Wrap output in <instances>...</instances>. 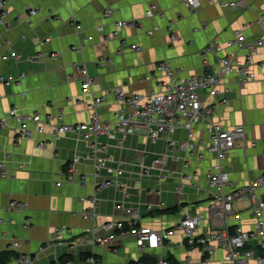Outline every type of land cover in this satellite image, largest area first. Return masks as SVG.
Segmentation results:
<instances>
[{"label":"crops","instance_id":"crops-1","mask_svg":"<svg viewBox=\"0 0 264 264\" xmlns=\"http://www.w3.org/2000/svg\"><path fill=\"white\" fill-rule=\"evenodd\" d=\"M6 1L11 26L0 25V76L14 82L9 86L0 83V113L11 108L20 113L38 109L42 117L60 114L64 123L70 125L90 122L93 98L104 100L98 109L100 119L111 118L117 108L116 88L127 95L155 90L156 82L165 79L157 70L158 63H165L175 73V79L199 76L211 69L202 59L209 41L217 39L224 44L233 38L235 31L253 41L264 31V0H244V7L236 10L223 2L199 0L200 7L195 13L189 12L181 0ZM230 1L234 0H225ZM148 3L158 5L166 19H146ZM107 8L114 12L108 19L102 16ZM30 9L37 11L35 16L27 15ZM168 20L175 21L171 33L166 29ZM117 21L134 22L137 26L116 29ZM100 25L102 31L98 32L96 27ZM155 25L160 31L147 36L146 32ZM121 44L124 48L119 54L117 49ZM130 45L141 47V52H132ZM243 54L237 55L239 59ZM219 57L208 56L209 65L215 66ZM100 58L110 63L100 65ZM263 61L264 46L253 56V82L238 86L234 75L226 79L229 104L219 107L214 115L213 121L223 128L241 125L245 130L244 139L237 140L223 160L229 178L228 190L264 172V69L260 66ZM82 63L93 78L92 95L82 93V77L75 65ZM147 75L150 82L142 80ZM15 126L10 121L0 130V161L6 154L12 157L5 163L10 177L0 181V254L13 253L8 247L12 241H17V252L29 255L32 264H64V260L90 264L86 259L91 256L99 264H139L160 259L172 264H200L203 259L200 249L184 245V236L176 226L184 214H205L211 198L212 191L203 179L216 162L214 156L203 152L209 138L206 122L197 125L194 137L202 158L188 155L187 167H184L182 155L173 154L166 165L169 172L162 173L161 179L156 170L142 176L138 165L143 158L149 164L155 154L161 153L165 148L163 141L150 144L143 136L134 135L119 147L115 142L101 139L113 158L110 166H119L122 170L119 180L127 189L123 192L107 189L99 194L96 229L105 222L127 220L118 206L139 207L140 227L173 231L153 252L140 251L130 238L120 240L107 250L93 248L88 238L91 224L81 218L87 202L81 199L93 194L96 180L111 176L102 171L95 177L90 164L79 163L78 177L83 181L79 182L77 177L75 182H67L68 162L82 156L86 152L85 145L66 136L54 147L40 149L41 143L51 140L49 128L44 135L17 139ZM28 128L33 131L34 127L29 125ZM176 137L182 140L185 133L179 131ZM186 173L197 175V188L182 179ZM257 196L264 198V189L259 190ZM13 200L25 203L24 210L6 212ZM160 202L164 203L162 209L144 211L146 204ZM27 221L28 226L24 227ZM261 222L264 228V213ZM255 223L246 202L235 204L229 227L251 231ZM61 226L71 230L69 236L48 242L53 229ZM221 227V221L205 216L197 235L206 236ZM255 244L250 242L248 249L257 256L259 251ZM223 259L224 252L217 249L210 264H224Z\"/></svg>","mask_w":264,"mask_h":264},{"label":"built area","instance_id":"built-area-1","mask_svg":"<svg viewBox=\"0 0 264 264\" xmlns=\"http://www.w3.org/2000/svg\"><path fill=\"white\" fill-rule=\"evenodd\" d=\"M184 7L191 13H195L199 7V0H181ZM228 5L231 10L244 7V0H211V3ZM7 1L0 0V25L10 27L8 22ZM36 10L30 9L28 16H35ZM113 11L107 8L103 11V17L111 18ZM145 18L151 21L166 19L165 12L156 4L148 3L145 10ZM259 23V21H256ZM174 20H168L167 31L171 33ZM134 22H115V28L135 27ZM98 32L102 31V26L96 27ZM160 31L159 26H154L146 32L147 36H152ZM173 38V36H171ZM264 46V31L259 38L249 41L240 31H235L233 38L224 44H220L217 39L211 40L202 52L203 63L211 67L210 71L199 75L190 76L179 80L174 78V72L163 62L158 63L157 70L165 75V79L156 82V89L145 94L127 95L122 89H115L116 111L109 119H100L98 109L104 103L102 98H93L91 105V120L84 124H66L60 114L47 115L42 117L38 109L26 113H20L18 109L11 108L5 113H0V130L13 121L16 126L14 133L17 139H31L34 134L44 135L46 128L50 129L51 140L41 143L40 149L44 146L54 147L62 137L70 136L81 141L86 148L82 156L74 157L68 162L65 179L67 182H75L79 176L77 167L79 163L90 164L94 170V175L105 171L111 178L96 180L93 185V194L86 199L87 206L81 213L84 222L91 224L88 231L89 243L93 248L107 250L113 247L122 239L130 238L135 241V245L142 252H153L160 248L163 242L172 235L171 231L150 230L140 227L139 207L118 206L127 217L125 221L105 222L97 227V207L99 205L98 196L107 189H115L123 192L127 189L119 177L122 170L119 166H110L113 158L107 152V145L101 139L105 138L115 142L119 147L123 142L134 135L143 136L148 143L155 144L163 141L165 148L161 153L155 154L149 164L145 163V158L139 163L142 176H148L151 170H156L159 179L163 178L162 173L166 170L168 160L173 154L182 155L185 162L188 155L196 154L200 159L202 154L198 151V144L195 137V129L201 122L209 125L208 143L203 152L209 153L215 158L213 168L204 176L206 186L211 189V198L206 206L205 214H184L180 218L176 230L184 236V245L188 247H198L203 255L200 264H210L211 257L215 250L224 252V264H264V228L261 222L264 213V198L257 196V192L264 189V172L258 177L249 180L242 186L228 190L229 178L223 168V160L234 149L237 140H243L245 136L244 127L241 125L230 128H223L213 121L216 110L229 104V87L226 79L235 76L238 86H244L255 80L252 73L253 56ZM124 46L121 44L117 52L123 53ZM132 52H141V47L130 45ZM231 50L230 53H224ZM244 53L241 59L237 56ZM210 55H220L215 66L209 65L207 57ZM11 58H14L10 55ZM55 57V55H52ZM18 58V57H17ZM98 63L106 65L110 60L100 58ZM81 75L82 93L92 95L93 78L87 72L85 64H75ZM264 69V61L260 65ZM145 82H150V76H145ZM11 79L0 76V83L9 86L13 83ZM33 125V131L28 126ZM185 133L184 139L176 137L177 132ZM11 155H4L0 161V181L10 177L9 171L5 168V163L11 160ZM197 175L186 173L182 179L188 182L193 188H197ZM79 182L83 178L78 177ZM158 179V180H159ZM161 180L158 181V184ZM137 184L140 183L138 180ZM160 191H158V194ZM246 202L256 221L251 231L241 228L232 229L229 227V219L233 215L234 206L237 203ZM25 203L13 200L6 212H18L24 210ZM164 203L156 205L146 204L144 211L149 213L155 209H162ZM208 216L213 220L222 222L219 230H212L206 236H198L197 231L204 217ZM28 226V221L24 224ZM98 231H103L99 234ZM71 230L61 226L53 229L48 242L62 239L64 235L69 236ZM255 242L259 255L255 256L253 251L248 249V244ZM19 243L12 241L8 249L13 251L14 257L8 264H32L29 255L17 252ZM90 264H99L93 257L86 259ZM64 264H81L66 262ZM139 264H172L166 259H160L154 263Z\"/></svg>","mask_w":264,"mask_h":264},{"label":"trees","instance_id":"trees-1","mask_svg":"<svg viewBox=\"0 0 264 264\" xmlns=\"http://www.w3.org/2000/svg\"><path fill=\"white\" fill-rule=\"evenodd\" d=\"M14 257V254L13 253H10V252H4V253H1L0 254V264H8L9 261ZM84 259V258H83ZM146 260H148L146 258ZM68 260H64L62 261V263H66ZM155 261L151 262V263H154ZM149 263V262H147Z\"/></svg>","mask_w":264,"mask_h":264}]
</instances>
